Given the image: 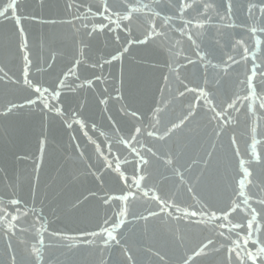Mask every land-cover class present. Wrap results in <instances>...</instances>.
Masks as SVG:
<instances>
[{"label":"water","instance_id":"obj_1","mask_svg":"<svg viewBox=\"0 0 264 264\" xmlns=\"http://www.w3.org/2000/svg\"><path fill=\"white\" fill-rule=\"evenodd\" d=\"M14 2L8 8L13 0H0V264H37L34 246L39 264H184L208 239L214 245L189 264H227L228 241L219 233L228 235L231 223L209 217L233 201L239 208L230 220L245 225L233 229V238L246 232L255 208L261 231L253 238L264 241L258 203L264 198V0H231L230 13L227 0H196L182 16L179 0H108L110 10L139 9L130 21L111 15L120 28L97 15L103 0ZM250 4L257 6L252 13ZM153 26L157 34L149 38ZM25 55L31 87L24 83ZM113 55L120 58L106 63ZM254 70L253 95L246 78ZM36 87L47 88L45 95L60 92L48 102L63 115L43 108ZM234 100L236 110L219 118L221 131L211 109L222 111ZM189 110L194 115L180 129L156 139ZM138 127L143 133L131 140ZM253 136L259 163L251 155ZM133 150L149 163L138 167ZM166 156L176 163L165 165ZM241 159L253 173L243 189L247 205L237 195ZM173 167L183 172V183ZM141 175L137 188L133 181ZM129 192L127 201L104 203ZM155 196L174 206L161 211ZM121 209L124 223L114 233L120 243L104 247L100 237L86 235L111 229ZM184 210L200 214L189 219ZM232 264H239L235 253Z\"/></svg>","mask_w":264,"mask_h":264},{"label":"snow or ice","instance_id":"obj_2","mask_svg":"<svg viewBox=\"0 0 264 264\" xmlns=\"http://www.w3.org/2000/svg\"><path fill=\"white\" fill-rule=\"evenodd\" d=\"M196 0H179V12L181 14V16L186 12V10L193 8V6L195 5ZM8 8H14L15 7V2L13 0V3L9 4L7 6ZM205 12L207 11V9L209 7H211V5L205 3L203 5ZM257 6L255 4H250L248 11L249 13H252L253 9H255ZM227 8H228V12L230 13L232 10V3L231 0H227ZM139 11L138 8L134 7V6H127L126 9L124 11H116L114 9L110 10V6L108 4V0H103V11L102 12H97V15H103L105 19H109L110 23H115L117 28L121 27V24L118 21H113L110 19L111 15H116L118 17V20H125V21H130L132 18V13ZM259 11L264 14V6H261L259 8ZM5 12H0V16H4ZM200 15H203V13H200ZM192 21L189 20L186 22L185 27H187L188 24H191ZM196 27H203L202 24H200L199 22L196 23L195 25ZM101 29H103L104 27H106V25H100L99 26ZM93 31H95V27L93 28ZM251 31L253 33L256 32V28L253 27L251 28ZM157 34L155 32V26H153L151 32L148 33V37L151 38L152 35ZM89 35H91V33H89ZM189 40H192V36L189 35L188 36ZM139 43H146V40L143 41H138ZM238 44L241 43L240 41L237 42ZM27 47V43L26 41H24L21 45L22 50L25 49ZM125 51H127V49H125ZM248 49L245 48V52H247ZM197 55H200L199 52H197ZM120 57L119 55H113L111 57V60H107L105 61L106 63H111L112 61L118 60ZM201 59H203V56H201ZM229 59L231 60L232 57H229ZM246 59V57H245ZM25 60V69H24V75H25V80L24 83L26 85H28L29 87L32 86L31 81L28 80L27 76H28V57L27 55H25L24 57ZM189 63H192L191 60L188 61ZM80 60L76 61V64H79ZM213 67H215V65H213ZM254 69H255V65H254ZM69 72H72V69H69ZM256 75L255 70L252 72L251 75H248L246 78V83H247V88L249 90L250 93H252L253 95L255 94L253 92V79L254 76ZM261 75H264V73H261ZM167 79V78H166ZM89 84H91V81H88ZM65 85V81L62 79L59 81V86L63 87ZM35 92L39 93V100L40 102L43 104V108L48 110L49 112L53 111V109L55 110L56 114L58 115H63V113L61 112L60 108H57L54 104H50L48 101L50 99L53 98H59L60 96V92L54 91L53 93H51L50 95H45V93H48L49 90L47 88H44L43 90H41V88L36 87L34 89ZM188 91H192V89H188ZM180 95L182 96L183 93H180ZM201 95H204L203 90H201ZM245 99H247V97H245ZM37 103V100H28V104L30 105H35ZM101 103H104V101L102 100ZM236 105V101L234 100L232 103L227 105V108L223 109L222 111H217L215 107H213L211 109V111L213 113H215L214 115V119H217V128L221 129L223 128V125H221L219 123V118L221 116H223L228 109H234ZM13 107H15V105H13ZM261 108H264V102L261 103L260 105ZM11 109H9L10 111ZM157 112H159V109H157ZM135 114V113H134ZM194 115V113L189 110V112L187 113V115L183 116L182 118L179 119V122H173L171 124L170 127L166 128V131L162 134V135H157L156 139L159 140H164L165 137H170L176 130L180 129L181 126L185 123V121L190 117ZM79 122V121H78ZM228 121H226L227 123ZM68 127H72L71 124L68 125ZM143 129L142 128H136L135 129V134L131 136V140H137V138L143 133ZM221 131H216L215 134L216 136H220L221 135ZM253 132H255V129H253ZM147 135L149 137H153L155 135V133L153 131H148ZM122 143H124L126 146L129 145V141L128 140H124L122 141ZM232 143L235 144L236 141L235 139L232 140ZM258 143V141H256L255 136H253V142L250 145V147L252 148V156L256 159V162L259 163L260 162V158L259 155L256 153V144ZM148 152H152V149L149 148L147 149ZM135 156L138 157V160L136 161L137 166L139 167V165H147L149 163V161L147 159H145V157L143 155H141L139 152H136L135 150H133ZM153 155H155V153H152ZM209 156H211V153H208ZM237 156H239V152L237 151L236 153ZM127 162V161H126ZM164 163L167 166H173L176 161L175 158L172 157H167L164 159ZM205 164H207V161H204ZM245 161L243 159H241L239 161V167H240V173H238V175L240 176V178L236 181V183L239 185L241 191H239L237 193L238 196L243 197L242 203L247 205L249 202V197L245 196V193L243 191L244 187H245V183L246 181L248 183H251V177L253 175L252 171L248 168L245 167ZM105 164L108 168H112V161L110 160H105ZM116 171H120V167L119 164H117L116 166ZM172 171L175 175L179 176L181 183L184 182L185 177L182 171H180L179 167H173ZM125 180L127 179L126 177H123ZM144 179V176H140L139 180H134L133 183H135V185L137 186V188L140 187V181ZM198 179V178H197ZM189 191H192L191 188L188 189ZM130 195H134V193L129 192L126 193L122 196H116V197H108L107 199H105L104 203H108L109 200L111 199H119V200H124L127 201L129 199ZM144 195H148L147 192L144 193ZM154 199L160 201V197L159 196H155L153 197ZM11 205H18L20 203V201L18 199H11L9 202ZM258 203H260L261 205H264V198H261L258 200ZM174 204L170 203L167 200H163L160 201V207H161V211H164L167 208L173 207ZM239 208V204H237L235 201L232 202V206L230 208H228L227 210H221L220 215H217V213L215 211H213L209 217L210 220H214V221H220V220H224V221H229V223H231V228H229L228 230V235H225V233L223 231H221L219 233V235L221 237L224 238V240L228 241V245H227V253H228V258H227V264H232V253L236 254V259L239 261V264H264V241H260L257 239H254V234L257 232L261 231L260 226L256 223V216H257V210L255 208H253L251 210V219L247 220V224H246V232H244V234H241L240 232H236L235 233V238H233V229H243L245 227V225L243 223H234L231 222L230 217L231 214L233 212H236ZM180 209L177 207V211H179ZM26 214V213H25ZM184 217H187L189 219H191L192 217L197 216L198 212L196 211H188V210H184ZM5 215H7V213H5ZM125 215V209H121L120 212L118 213V218H117V222L115 223V225L111 228H105L103 229L101 232H91V233H87L86 235H90L92 237H100L102 240V243L104 245V247H108L110 246L112 241H115L117 244L120 243V241L117 239V236L114 234L116 229L119 228L124 221L120 220L119 217L124 216ZM159 215V213L157 212H150L149 216H157ZM171 215V214H170ZM247 215V213L245 214ZM149 216H141L140 219H143L145 221H147L149 219ZM12 220H16L17 217L16 216H12L11 218ZM105 223H107V221H105ZM9 227H12V225H9ZM218 227H220L221 229L225 228L226 225L224 223H220L218 225ZM104 233H107L106 236H104ZM240 241H243V243H240ZM95 241H87V243H94ZM41 244H43V241H40ZM257 245L259 244V247H255V250H250L249 249V245ZM210 245H214V241L212 239H208L207 243H202L201 246L199 247L198 250H194V255H190L187 257V259L184 261V264H189L190 261H192L194 259V256H199L203 253H205V250L209 248ZM225 247V245H221V248ZM215 251H220L219 248H214ZM32 255L35 258V261L37 262V264H39V261L42 259L41 257V253H40V249L36 248L35 246L32 249ZM129 260L132 259L131 256L128 257Z\"/></svg>","mask_w":264,"mask_h":264}]
</instances>
